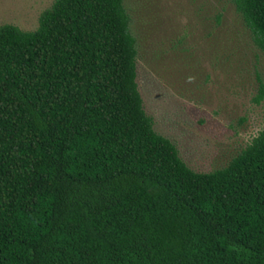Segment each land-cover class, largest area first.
Here are the masks:
<instances>
[{
  "label": "trees",
  "instance_id": "1",
  "mask_svg": "<svg viewBox=\"0 0 264 264\" xmlns=\"http://www.w3.org/2000/svg\"><path fill=\"white\" fill-rule=\"evenodd\" d=\"M264 53V0H232ZM123 0L0 25V264H264V122L195 172L157 134ZM255 104L264 112V84Z\"/></svg>",
  "mask_w": 264,
  "mask_h": 264
},
{
  "label": "rangeland",
  "instance_id": "2",
  "mask_svg": "<svg viewBox=\"0 0 264 264\" xmlns=\"http://www.w3.org/2000/svg\"><path fill=\"white\" fill-rule=\"evenodd\" d=\"M55 0H0V25L37 28ZM136 42V83L153 130L195 172L224 167L256 136L264 53L232 0H123Z\"/></svg>",
  "mask_w": 264,
  "mask_h": 264
}]
</instances>
